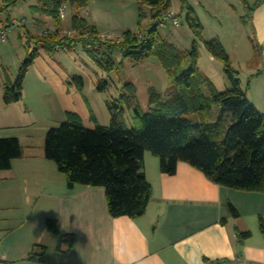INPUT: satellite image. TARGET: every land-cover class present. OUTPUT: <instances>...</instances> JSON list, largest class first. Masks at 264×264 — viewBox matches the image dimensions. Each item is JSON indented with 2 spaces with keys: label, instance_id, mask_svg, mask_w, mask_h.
I'll return each instance as SVG.
<instances>
[{
  "label": "trees",
  "instance_id": "obj_1",
  "mask_svg": "<svg viewBox=\"0 0 264 264\" xmlns=\"http://www.w3.org/2000/svg\"><path fill=\"white\" fill-rule=\"evenodd\" d=\"M5 1V6L10 7L19 0ZM35 1L36 5L32 7L51 17L58 30L40 36L25 31L35 46L27 51L14 81L6 74L3 86L6 105L22 98L24 78L38 57V44L51 51L57 47L69 50L81 45L98 67L110 73L118 70L113 57L116 51L122 59L134 63L154 57L168 77L166 99L151 90L149 111L142 112L134 107L135 115L141 120L139 128L128 129L123 118L125 109H129L130 101L134 100L135 88L128 83L123 87L129 93L107 102L110 112L108 126H100L90 110V121L95 124L93 129L86 128L77 113L67 112L65 122L47 131L45 158L54 162L58 171L65 175L69 189L77 185L102 187L111 217H140L146 211L152 192L143 169L144 155L149 152L159 158L160 171L164 175H174L178 163L185 162L219 186L264 193V114L248 100L238 72L221 41L217 38L204 40V27L192 8L186 4L183 6L186 23L193 36L190 49L184 51L163 38L159 26L154 24L149 25L142 36L127 31L119 40H102L96 27L89 25L79 14L72 18L76 36L60 38V9L67 4L79 11L90 0ZM136 1L139 25L146 17L143 7H149L150 19L154 22L172 6L171 0ZM200 42L208 54L222 64L230 89L218 91L200 71ZM76 78L83 84L81 78ZM219 138L223 140L219 141ZM21 154L17 138H1L0 171L9 170L12 161L20 158ZM228 208L233 217L238 216L231 204ZM45 226L48 232L60 235L56 220L47 219ZM259 226L264 234L261 217ZM250 236L251 233L246 231L240 232L238 238L243 241ZM64 241L71 249L73 236L60 235V243Z\"/></svg>",
  "mask_w": 264,
  "mask_h": 264
},
{
  "label": "crops",
  "instance_id": "obj_2",
  "mask_svg": "<svg viewBox=\"0 0 264 264\" xmlns=\"http://www.w3.org/2000/svg\"><path fill=\"white\" fill-rule=\"evenodd\" d=\"M240 4L235 30L226 36L231 27L219 22L220 26L214 27L219 31L212 36L221 41L231 61L236 52L248 61L249 53L241 47L244 39L249 40L259 60L250 72L259 78L264 69V0H241ZM231 7L236 9L234 4ZM249 23L252 34L243 32ZM40 24L36 19L29 31L35 33ZM198 51L208 76L215 71L220 79L224 77L223 68L203 43ZM250 89L246 92L248 100L264 114L263 105L250 100ZM13 105L4 103L6 110L0 105L1 134L5 129L28 132L33 125L26 121V111L8 112ZM1 134L0 139L17 138L22 154L9 170L0 171V221H11L17 231L23 229L29 234L26 250L16 257L2 250L0 240L2 264H214L236 258L264 264V234L259 226V218L264 220V193L219 186L185 162L178 163L174 175H164L159 158L146 152L143 169L152 188L146 211L135 219L113 218L104 188L77 185L69 189L65 175L45 158L44 149L37 151L35 139L28 136V142L16 134ZM228 204L236 209L237 217L230 214ZM3 208H9L11 214L4 215ZM47 219L56 220L60 235L73 236L71 249L65 242L68 238L60 243V235L46 230ZM246 231L251 236L240 241L239 233Z\"/></svg>",
  "mask_w": 264,
  "mask_h": 264
},
{
  "label": "rangeland",
  "instance_id": "obj_3",
  "mask_svg": "<svg viewBox=\"0 0 264 264\" xmlns=\"http://www.w3.org/2000/svg\"><path fill=\"white\" fill-rule=\"evenodd\" d=\"M240 1L172 0L171 10L175 13L179 24L176 26L172 19H166L164 26L159 27L160 34L181 50L190 49L193 36L186 23V9L183 8L186 4L193 9L204 25L203 37L206 41L212 39V35L219 31L214 29V27L217 29L220 26L219 22L224 27H231L225 33L226 36H229L237 27L236 20H239V13L242 10ZM231 4H234L236 9L232 8ZM5 5L6 1L0 0V31H4L6 39V42L0 41V105L3 110H6L3 101L6 74L14 81L26 58L27 51L33 50L35 46L33 40L29 41L25 31L32 34L29 30L36 19H40L41 24L33 34L37 36L47 33L53 34L58 30L51 17L37 12L32 7L36 5L35 0H19L10 7ZM63 7L64 15L59 29L60 38L71 39L76 36V32L72 28V18L77 14L84 18L89 25L96 27L102 40H119L127 31L142 36L149 25L153 24L150 19L151 10L149 7H143L142 10L146 17L141 19L139 25V5L136 0H90L88 5L79 11L67 4ZM210 11L215 12V14ZM247 31L250 34L253 33L250 23L243 32ZM184 43L187 44L188 48L184 47ZM201 44L202 42L199 43V45ZM242 44V50L246 51L247 55L249 53V57L246 58L248 61L246 62L243 56L234 52L232 65L238 72L242 89L247 92L248 88L251 87L250 100L256 99L255 101L264 107L262 102L264 101V69L263 75L259 78L251 75L250 67L252 65L255 67L259 60L255 47L249 43V40L244 39ZM37 48L38 57L35 65L29 69L24 78L22 98L16 104L14 103L11 109H7L13 114L26 111L29 115L26 121H29V124L33 123V125L28 127V132H8L10 129H5L1 131L2 134L0 133L1 135L16 134L23 139L27 138V141L28 136H31L33 141L35 139L37 151L44 149V138L47 131L66 121L67 112L77 113L80 115L84 126L93 129L95 124L90 121L91 110L100 126H108L110 112L107 108V102L118 99L122 94L129 93L123 87L125 84L131 83L135 88L134 100L130 101V108L125 109L123 117L128 129L141 126V120L135 115L133 109L137 107L142 112L149 111L148 101L151 90H155L166 99L168 77L159 61L154 57L140 63H134L122 59L120 53L116 51L113 53V57L118 70L110 73L98 67L81 45H76L69 50L56 49L55 51L39 44ZM243 51H241L242 54ZM200 56L199 54V69L211 80L216 89L218 91L230 89V83L224 71L223 73L222 70L220 71L224 75L221 79L217 75L218 73L215 74V71L213 76L209 77L206 64ZM215 61L220 68H223L220 62ZM76 77L81 78L83 84ZM101 85L104 86L100 89ZM222 140L223 138H219V141ZM27 141L24 140L23 143L25 144ZM3 212L4 215L11 214L9 208H3ZM22 212L24 211H21L20 215ZM14 227L16 224L13 225L11 221L3 224L0 221V240H3L2 250L8 251L13 257H16L23 255L26 250L29 234L26 233V230L17 231ZM2 229L5 230L2 231ZM6 230H8L7 233H5Z\"/></svg>",
  "mask_w": 264,
  "mask_h": 264
},
{
  "label": "built area",
  "instance_id": "obj_4",
  "mask_svg": "<svg viewBox=\"0 0 264 264\" xmlns=\"http://www.w3.org/2000/svg\"><path fill=\"white\" fill-rule=\"evenodd\" d=\"M60 13H61V16L63 17V15H64V7H62L60 9ZM166 19H172L173 20V24L176 25V26L179 24L178 20L176 19L175 13L171 9L165 15H163L161 18L155 20L153 22V24L154 25H158L159 27H163L164 26V21ZM0 41L6 42L3 30L0 31ZM57 49L58 50H62L63 48L57 47ZM0 264H2V263H0ZM214 264H263V263L251 262V261H248V260H244L242 258H236L232 262H229V261H218V262H215Z\"/></svg>",
  "mask_w": 264,
  "mask_h": 264
}]
</instances>
